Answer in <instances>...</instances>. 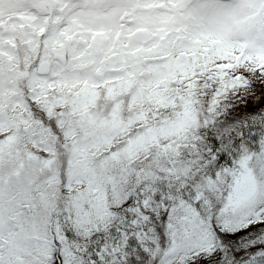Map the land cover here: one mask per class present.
I'll return each mask as SVG.
<instances>
[{
  "label": "snow or ice",
  "instance_id": "obj_1",
  "mask_svg": "<svg viewBox=\"0 0 264 264\" xmlns=\"http://www.w3.org/2000/svg\"><path fill=\"white\" fill-rule=\"evenodd\" d=\"M0 264H264V0H0Z\"/></svg>",
  "mask_w": 264,
  "mask_h": 264
}]
</instances>
